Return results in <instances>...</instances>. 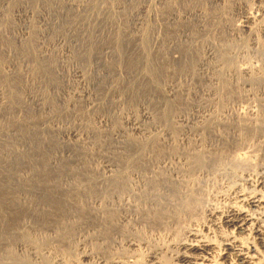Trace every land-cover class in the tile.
<instances>
[{
  "label": "rangeland",
  "instance_id": "374dc122",
  "mask_svg": "<svg viewBox=\"0 0 264 264\" xmlns=\"http://www.w3.org/2000/svg\"><path fill=\"white\" fill-rule=\"evenodd\" d=\"M241 9L256 15L251 0H0V264H151L150 252L170 264L161 221L172 213L153 211V194L178 200L181 186L143 177L170 155L221 213L239 191L264 198V21L249 33ZM59 37L83 73L81 97ZM73 130L85 142L68 143ZM193 149L209 157L201 169ZM112 162L118 182L101 179ZM136 171L148 183L130 194L123 179ZM119 191L131 209L112 203ZM92 200H103L96 212ZM262 204L242 207L263 220Z\"/></svg>",
  "mask_w": 264,
  "mask_h": 264
},
{
  "label": "bare ground",
  "instance_id": "6f19581e",
  "mask_svg": "<svg viewBox=\"0 0 264 264\" xmlns=\"http://www.w3.org/2000/svg\"><path fill=\"white\" fill-rule=\"evenodd\" d=\"M251 1L253 2V7L256 12L255 15L256 18L252 16V13L249 12V10L247 9L240 10L242 17L244 18L243 28L247 30L249 33L253 32V28H252L253 20L255 21L257 19V16L260 15L262 21H264L263 0H251ZM16 12L19 15H21L22 18H24L22 22L25 23V19L28 18L26 17L27 16V13H25L26 11L23 12L22 14L20 13L19 10H17ZM53 46L58 48V54L61 57V61L62 59H67V60L70 59V64L73 67V71H72L73 75L71 76V80L74 84H76V87L71 90H73V92H75L79 97H81L82 87L84 86V77L82 71L76 65L77 59L70 56L71 46H69V42L59 37L58 39H56ZM212 53H213L212 46H209V49L206 48L205 51L206 57L204 58L203 62L206 61L209 57H211ZM43 55H46V53L42 52V56ZM77 89L80 91H78ZM82 98L85 99V97ZM28 103L30 106H33L37 109H43L45 107L43 101L40 98H38V96L36 95L30 96ZM207 117L209 118V116ZM207 117L205 118V115H203L202 119L204 121L208 120ZM130 126L131 128H134V130L135 129L138 130L139 127L138 121H132L130 123ZM82 135L76 130L70 131L67 134V136L69 137L67 141L68 143H73V145L74 144L80 145L82 144V142H85L84 141L85 139L83 140ZM85 136L87 137V135ZM162 143L168 146H171L172 144L166 140H163ZM200 156L201 155L199 154H195V151L193 149L188 157L189 160L193 158L194 159L198 158L199 160ZM208 159L209 157L206 156L205 158L203 157L200 161L201 162L200 165L198 164V167L201 169L203 166H205L207 164ZM187 160L188 159H186V161ZM173 161L174 159L170 155L169 157L160 160L156 166H149V170L147 171L148 175L147 174L143 175V177L147 179L146 181L148 180L151 181L152 178H156L159 176L156 185L158 183H162V182L168 183L169 181H171L168 183L169 185L170 183L172 184L174 181L181 186L178 200L173 199L172 197H170V195L166 193V190L165 191L164 189L161 190V188L158 187H157L158 188L157 192H154L153 194V196L154 195L156 197L159 196V198H161L163 203L157 202V204L154 205L155 207H152V210L153 211L158 210L159 207L161 206V208H164L167 211H169V213H172L171 216H168L161 221L162 224L168 226L167 228L169 230V231L167 230L168 242L164 248V251L169 253L174 250L175 258H172L174 260H172L170 264H264V262H262L261 260L263 257L261 253L262 251L264 252V224H261V222L264 223V219L261 220L260 218H256L258 217L257 215L256 217H254L253 216L254 214H252L254 211L252 212V210L251 211L249 210L251 212L250 214L248 212V207L246 210L244 209L245 206L243 205V204H248V205L252 204L254 206H259L260 204H262L261 200L264 198L260 199L262 197L261 195H260L261 197L258 195L260 198H256V194L247 198L245 196L246 195L245 193L239 191L240 193L238 194L236 193V197H235L237 198L236 201L231 202L232 204L225 205V208L221 213L214 205L209 203L208 199L205 198L207 194H204V191L202 190L204 180L198 178H197L198 180L194 178L196 181H193L194 179L191 180L192 173L187 172L185 168L180 169L176 167V165H173ZM190 162L193 161L191 160ZM112 163L113 164H109V165L107 164V167H109L110 169L107 172L108 174H106V172L103 173L101 179L104 178L106 180L107 178H110L111 180L118 182L121 177L118 176L117 178L115 176L117 174L115 173L117 169L116 168L117 163L114 162ZM112 167L116 169H112ZM205 168H207V166ZM202 171L204 170L202 169ZM139 174L141 173L139 172ZM139 174L137 171L132 172L131 174H129V176L123 179L122 185H124V187L127 186L126 190L128 188L127 191L130 194L134 192V189L135 191L136 189H138V191H140L141 189H142L141 191L146 190L145 188L147 185H145V183L148 182H145L141 187L140 182L135 181V178H137V176H140ZM255 183L256 186L259 185L261 187L260 184L263 182L257 179ZM99 186L101 187L102 185ZM18 198L19 199L17 200L19 201L21 198H23L24 201L26 200L25 201L26 203H22V204H27V203L32 204L25 196L24 197L18 196ZM150 202H152L151 204H153L155 201L151 199ZM97 203H98L97 200L91 201L92 209H94L95 212L96 210H98V208L96 207H99L100 204L101 205L103 204V200L102 201L100 200L99 204ZM112 203H114L115 205L119 204V206L125 208L126 210L131 209L133 207V205L125 198V196L120 191L117 192V201ZM242 205L244 206V208L242 207ZM196 210L197 211L201 210L202 212L209 213L210 216L209 221L211 223L209 226L205 224L204 225L202 224V226L196 224V221L198 220V219L196 220L197 217ZM258 214L260 215V213ZM262 218H264V216ZM215 230H218V233H215L214 232ZM244 233L248 234V236L249 235L251 236V238H249V240L252 239L250 242H244L243 240L245 239L239 237L240 234H242V237H244L243 236ZM128 242L130 243L129 245H134V242H131L130 240ZM157 256H158L157 253L150 252L147 255V261L150 262L151 264H160L159 259L157 261ZM129 259L132 258L130 257L126 261H122L118 259V257H114L111 259V264H137L134 258L132 260Z\"/></svg>",
  "mask_w": 264,
  "mask_h": 264
}]
</instances>
